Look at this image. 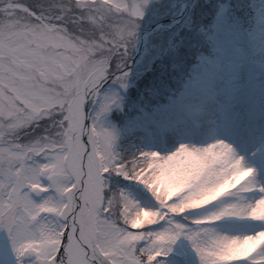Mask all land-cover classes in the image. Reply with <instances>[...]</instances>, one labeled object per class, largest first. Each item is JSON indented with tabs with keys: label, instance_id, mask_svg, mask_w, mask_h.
Listing matches in <instances>:
<instances>
[{
	"label": "snow or ice",
	"instance_id": "snow-or-ice-1",
	"mask_svg": "<svg viewBox=\"0 0 264 264\" xmlns=\"http://www.w3.org/2000/svg\"><path fill=\"white\" fill-rule=\"evenodd\" d=\"M0 264H264V3L0 0Z\"/></svg>",
	"mask_w": 264,
	"mask_h": 264
},
{
	"label": "rangeland",
	"instance_id": "rangeland-1",
	"mask_svg": "<svg viewBox=\"0 0 264 264\" xmlns=\"http://www.w3.org/2000/svg\"><path fill=\"white\" fill-rule=\"evenodd\" d=\"M254 3H264V0H254Z\"/></svg>",
	"mask_w": 264,
	"mask_h": 264
}]
</instances>
